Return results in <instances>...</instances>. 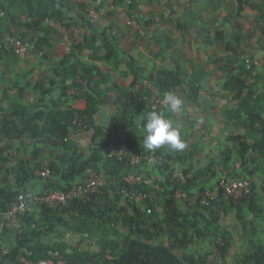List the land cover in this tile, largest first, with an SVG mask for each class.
<instances>
[{
	"label": "trees",
	"instance_id": "obj_1",
	"mask_svg": "<svg viewBox=\"0 0 264 264\" xmlns=\"http://www.w3.org/2000/svg\"><path fill=\"white\" fill-rule=\"evenodd\" d=\"M251 2H256L263 23L261 50L264 52V0H239L241 7ZM103 3L107 4L106 0ZM26 4L28 18L32 21L28 26L30 30L41 31L46 18L62 14L57 0H27ZM115 5H126L129 15L135 17L139 0H115ZM13 8L14 4L5 5L0 0V16H12L11 20L15 22L18 14ZM89 27L91 36L75 44L71 52L63 56L55 69V78L48 84L40 82L34 86L42 94L38 109L8 96L0 102V113L3 114L0 131L7 136L34 139L33 157L46 147L51 148L52 154L61 149L59 162L35 164L33 168L28 167L27 160L20 162L14 171L17 173L16 187H0V212L13 206L26 183L35 178L37 169L51 170L56 179L54 190L84 182L93 168L104 179L105 185L101 193L72 200L66 206L35 207L22 219V233L10 246V253L5 255L0 250V264H31L50 259L56 263L64 259L70 264H214L207 254L195 255L185 251L194 243L205 241L211 244L219 258L226 259L233 245V233L222 224V215L232 213L242 225L248 247L247 251L236 255L233 264H264V197L254 180L261 177L264 185V71L255 64L249 67L248 60L251 59L242 57L238 48L229 44L227 50L234 57L230 59L228 69L232 68L233 73L221 84V90L231 96L234 105L224 113L236 127L232 126L236 132L229 139L233 145L215 148L208 168H194L190 162L193 153L184 154L163 146L154 151L163 157V161L153 167V184L160 185L162 190L145 183L129 184L125 177L134 172L130 160L110 158L108 152L114 140L117 146L137 154L152 152L142 148L146 135L145 117L154 111L149 106L151 95L144 88V79L155 77L163 95L181 87L190 101L200 104L206 72L191 74L180 69L175 75L172 71L162 70L154 76H145V69L131 57L130 73L122 74H131L133 80L130 87H123L115 77L121 67L122 52L113 42L114 35H107L106 30L100 31L97 24L90 23ZM99 36H105L101 46L98 45ZM30 42L33 50L51 53L52 44L48 37L41 36ZM87 50L90 61L78 59ZM30 86V82L21 88L18 86L20 96ZM55 88L60 89V99L51 105L47 99ZM70 90L76 93L71 97L73 100H86V109L69 103ZM5 102H9L7 107ZM111 103L116 108L113 133L97 124L101 108ZM169 115L170 109L165 117ZM72 131L93 132L94 140L100 142L94 143L91 154H85L70 138ZM1 152L0 164L11 162L5 157L6 148H1ZM231 162H240L238 171H230ZM179 163L193 166L192 178L176 176ZM220 165L229 170L230 176L251 180L252 190L247 197L235 200L221 192L218 200L203 206L177 202L175 193L179 189L191 194L215 188L223 176ZM240 173L243 177L238 176ZM212 177H217L216 183L208 187L206 182L210 183ZM140 192L149 193L152 199L138 203L126 196V193ZM149 207L154 209L151 214L147 212ZM158 207L162 208L161 213ZM119 224L129 232L122 240L115 238ZM65 231L80 237L77 245L66 244ZM97 236L100 238L96 239Z\"/></svg>",
	"mask_w": 264,
	"mask_h": 264
},
{
	"label": "crops",
	"instance_id": "obj_2",
	"mask_svg": "<svg viewBox=\"0 0 264 264\" xmlns=\"http://www.w3.org/2000/svg\"><path fill=\"white\" fill-rule=\"evenodd\" d=\"M3 1L5 5L14 4L13 11L18 14V20L12 22V16L11 18L8 15L5 17L0 16V41L12 35L17 38L28 37L30 40L46 36L52 44V50L50 54L46 53L45 50H32L29 56L20 58L12 50L0 49V102L5 99V96H8L19 101V103L31 104L33 109H38L37 104L42 94L34 86H37L40 82L48 84L51 79L55 78V69L63 56L70 53L75 44L91 36L87 8L94 0H57L60 2L59 6L62 14L57 13L54 17L46 18L41 31L28 28L32 21L28 18L27 0ZM226 18H228V24ZM134 19L137 25L131 24ZM253 20L256 22V26H260L262 35L263 23L256 2L245 3L241 7L239 0H139L135 17L129 15L126 5H115L113 10L108 11L100 19L97 28L100 31L106 30L107 35L113 34V42L122 52L121 67L116 71L115 77L123 87L131 86L132 75H124L122 72L130 73L129 61L131 57H134L138 60L140 66L145 69V76L162 70L172 71L175 75L180 69L191 74L205 71L206 85L204 91H202L203 94L209 86L210 88L213 86L210 70L207 67L205 68V59L209 58L211 62L218 60L219 58L215 55L219 54L220 45H224L222 48L224 53L227 54L228 62L225 69L228 72L233 71L232 68L228 69V67L230 59L234 57L227 50L229 44L235 48L237 47L242 57L251 59L252 62L259 60L261 65L258 67L260 71L264 70V52L261 50L263 38L257 47L258 53L255 52L247 57L244 51V47H247L244 34ZM149 22L151 23L150 26L148 25ZM17 23L19 24L17 25ZM104 40L105 36H99L98 45H103ZM248 40L251 42L249 37ZM251 47L254 48L253 44H251ZM214 49L218 51L214 53ZM101 53L104 54V50ZM78 59L90 61V52L85 51L84 54H80ZM251 79L253 80V78ZM29 82L31 86L25 89L20 96L18 86L21 88ZM10 86H13V89H10ZM221 92L223 91L221 90ZM173 93L179 96L185 95L181 87L176 88ZM75 94L74 90H70L69 103L73 107L86 109L87 102L85 99L75 101L71 98ZM227 97L231 98V96ZM59 99L60 89L55 88L48 96L47 103L53 105ZM8 104L9 102H5V107ZM195 104L203 109V113L197 114L195 107L189 105L188 109H184L181 114L183 115V124L189 122L179 128L181 137L185 140L187 135L191 136L193 134V129L197 125H203L208 119L206 109H209V107L205 106L203 101L200 104ZM232 107L234 105L228 103L227 105H217L212 109V113L216 115L215 121L212 122L215 123L217 129L222 128V130L220 134H217L215 146L208 151L213 152L218 146H225V144L233 145V141L229 139L236 132L232 127L234 124L230 118L224 116L225 110H230ZM115 110L113 103L107 104L101 108L98 117L97 124L105 127L110 133L114 132ZM7 112L10 113L11 110L8 109ZM0 116L1 121L3 114L0 113ZM210 117L213 119L212 116ZM226 122L229 124H226ZM70 138L76 142L83 153L88 155L93 151L94 143L98 144L100 142L94 140L93 132L72 131ZM197 138L195 137V139ZM34 142L35 140L32 138L7 136L4 131H0V155H3L1 148H6L5 157L11 159V162L0 164V187H16L17 173L15 172L22 160L29 162V168L31 166L33 168L35 164L48 165L54 161L59 162L58 154L61 153V149H57V153L52 154L51 148L46 147L45 151L43 150L38 156L33 157V149L36 148H34ZM193 144H196V141ZM238 164L236 162V166ZM203 166L206 168L207 164ZM92 170L94 171L95 168ZM92 170H90V173ZM147 170L155 175V169L150 168ZM8 171H11V173ZM41 171L43 169H37L35 178L26 183L24 192L33 194L54 189L56 185L55 177L53 175L43 177L39 174ZM222 173V175L228 174L224 171ZM240 177H243L241 173ZM206 183L208 187H211L216 182ZM21 224L22 221L12 228H7L4 222L0 220V250L10 248L20 238L23 230Z\"/></svg>",
	"mask_w": 264,
	"mask_h": 264
},
{
	"label": "built area",
	"instance_id": "obj_3",
	"mask_svg": "<svg viewBox=\"0 0 264 264\" xmlns=\"http://www.w3.org/2000/svg\"><path fill=\"white\" fill-rule=\"evenodd\" d=\"M107 4L103 3V0H94L87 8V17L90 23L98 24L100 19L105 14L115 8V0H106ZM131 24L137 25L136 20H132ZM141 29V28H139ZM34 46L31 42L24 40L23 38L8 37L3 41H0V49L12 50L20 58H26L33 50ZM251 64L260 66L259 60L253 62L248 60V65ZM144 88H146L151 97L149 106L159 112L161 115L166 116L169 108L162 103L163 94L159 88V85L150 77H146L143 82ZM1 117V116H0ZM116 140L109 145V157L117 159L119 161L129 159L133 173L128 174L125 180L129 184H142L153 185L157 190H162L160 185L153 184L154 174L147 169L155 167L156 164L162 163L163 157L158 156L154 151L150 153L137 154L134 151L127 150L123 147H119L116 144ZM147 170V171H146ZM149 173L148 177L146 174ZM43 177H51L52 172L50 169L43 170L39 173ZM183 179L191 176H186L184 173H177ZM105 185L104 179L99 173L94 170L89 174V178L82 183L74 184L72 186L66 185L65 189L57 190H44L39 193L27 194L21 192L18 195L16 202L7 211L0 212V220L4 222L7 228H12L22 221L35 207L39 205H45L51 208L68 205L72 200L85 199L91 195L101 193L103 186ZM252 190V182L248 178H238L230 175H223L218 185L213 189H206L203 192L189 194L188 191L179 189L175 193V198L179 204H194L196 206H203L216 201L220 198L221 192H224L227 196L234 198L235 200L247 197ZM131 200L138 203H145L150 199L151 195L147 192L140 193H126ZM148 214L153 213V208L147 209ZM9 248H2L1 252L5 255L10 253ZM31 264H70L67 260H60L56 263L53 259L41 260L33 262Z\"/></svg>",
	"mask_w": 264,
	"mask_h": 264
},
{
	"label": "rangeland",
	"instance_id": "obj_4",
	"mask_svg": "<svg viewBox=\"0 0 264 264\" xmlns=\"http://www.w3.org/2000/svg\"><path fill=\"white\" fill-rule=\"evenodd\" d=\"M226 23L228 24V18H226ZM248 37L251 39V42L248 40ZM262 38L263 37L261 35V28L260 26H256V22L253 20L244 34V41L247 46V47H244L245 48L244 51L247 57H250V55L257 52V49H258L257 47L261 43ZM24 40H27L29 42L31 41L30 39H26V37L24 38ZM251 44H253L254 48L251 47ZM222 47H224V45H220V48L218 49L219 51L216 49L213 50L214 53L218 51L219 54L215 55V57L219 58L218 60L211 62L209 61V58L205 59V62H206L205 68L207 67L210 70V73L212 75L210 77L212 78V85H213L212 88H210L209 86V88H207V91L202 94L203 95L202 101L205 103V106L209 107V109H206L207 114H208L207 116L208 119L207 121L204 122L203 125L202 124L197 125L193 129V134L191 136L189 135L186 136V140L182 138V140L185 142V147L183 150L179 152H184V154H188V153L194 154V157L190 156L191 157L190 162L192 163L194 168L195 167L204 168L203 166L204 164H207V167H209V164L211 162L210 157L213 155L214 152H211L208 150L213 149V147L215 146L214 143L216 142L217 134L218 133L220 134L222 130V128L217 129L215 126V123L212 122V121H215V117H216V115L212 113V109L215 108V106L217 105L218 106L227 105L228 103H231V98L227 97L226 94H224L220 90L221 82H223L230 75V73L233 72L232 70L228 72L225 69V65L227 64L228 60H227V54L224 53ZM149 75L154 76L155 73L154 74L149 73ZM153 78L155 79V77ZM10 89H13V86H10ZM181 97L184 101V105H183L181 112L173 113L170 110V117L169 116H168L169 118L167 117L168 119L172 120L174 125L177 126L178 128L189 123L188 122L186 124H183V121H182L183 115H181L182 111L184 109L187 110L189 105L191 107H195V111L197 114L203 113V109L199 107L197 104L192 103L188 99L186 94L182 95ZM210 116H212L213 119H211ZM195 137H198V138L195 139ZM194 141H196V144H193ZM237 163L239 164L236 166V162H231V164L229 165L230 171L232 172L238 171L237 168L238 166H240V162H237ZM193 166L191 167L188 164L185 165V164L179 163L177 165V173L182 172L186 174L187 176L193 177L194 175ZM187 169H190V171L187 172ZM219 170H221L222 172L224 171V173L227 172L229 174V170L224 169L222 165L219 166ZM238 176H240V174ZM216 178L217 177H212L210 179V182L216 181ZM254 180L255 182L258 183V186H259L258 191L260 195L264 197V185H263V181L261 177H255ZM158 210L161 213L162 208L158 207ZM153 212H154V209H153ZM222 224L225 227H227L229 231L233 233V245L231 246L226 259L219 258L218 255L216 254V251H213V249L211 248V244L205 241H199V242L194 243L185 252L188 254H195V255L207 254L210 256L214 264H233L236 260V255L248 250V247L246 246L245 241H244L242 225L237 219V217L234 215V213L229 214L227 216L222 215ZM117 226H118L117 227L118 233L116 234L115 238H117L118 240H122L124 236L129 235L128 229L124 225L119 224ZM99 238L100 236L96 237V239H99ZM79 239H80L79 236L74 235V233L70 231L66 234L64 241L66 242L67 245L69 244L77 245L79 242Z\"/></svg>",
	"mask_w": 264,
	"mask_h": 264
},
{
	"label": "clouds",
	"instance_id": "obj_5",
	"mask_svg": "<svg viewBox=\"0 0 264 264\" xmlns=\"http://www.w3.org/2000/svg\"><path fill=\"white\" fill-rule=\"evenodd\" d=\"M162 103L166 105L171 112H181L184 101L181 96L167 92L164 94ZM144 131L146 135L143 139V150L155 151L163 146L170 150L181 151L185 147L181 132L173 121L161 115L157 111H152L145 117Z\"/></svg>",
	"mask_w": 264,
	"mask_h": 264
}]
</instances>
